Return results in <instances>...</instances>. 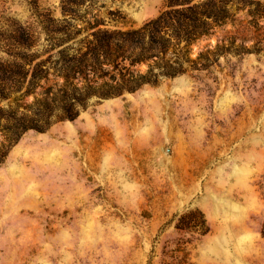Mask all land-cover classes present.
Segmentation results:
<instances>
[{
	"label": "rangeland",
	"instance_id": "rangeland-1",
	"mask_svg": "<svg viewBox=\"0 0 264 264\" xmlns=\"http://www.w3.org/2000/svg\"><path fill=\"white\" fill-rule=\"evenodd\" d=\"M220 5L226 24L190 53L203 69L93 95L76 119L11 147L0 164V264H264V0ZM167 6L0 0V126L23 111L39 118L64 76L77 83L95 30L139 28ZM89 78L79 86H95ZM149 97L161 113L140 131Z\"/></svg>",
	"mask_w": 264,
	"mask_h": 264
},
{
	"label": "trees",
	"instance_id": "trees-1",
	"mask_svg": "<svg viewBox=\"0 0 264 264\" xmlns=\"http://www.w3.org/2000/svg\"><path fill=\"white\" fill-rule=\"evenodd\" d=\"M220 3L221 0H168L167 9L142 27L95 30L93 38L89 39V50L83 54L88 68L73 71V78H78L77 83L69 87L72 75L64 76L66 81L53 96L49 91L44 93L39 118H31L28 111H23V116L12 129L0 126V164L24 132H42L56 122L76 119L86 108L87 99L93 95L104 98L118 96L145 84L158 83L162 77L172 78L190 70L203 69L204 65L190 59V53L197 41L226 24L225 21L220 23L219 18L226 19L229 11ZM141 64H146L145 73L136 69ZM111 68L113 71L119 69V73L105 79ZM91 74L96 85L79 86L84 80L88 82ZM117 76L119 80L114 84ZM99 79L102 82L99 83Z\"/></svg>",
	"mask_w": 264,
	"mask_h": 264
},
{
	"label": "bare ground",
	"instance_id": "bare-ground-1",
	"mask_svg": "<svg viewBox=\"0 0 264 264\" xmlns=\"http://www.w3.org/2000/svg\"><path fill=\"white\" fill-rule=\"evenodd\" d=\"M151 93V92H150ZM161 102V101H160ZM163 105V104H161ZM158 99L156 98H143L142 103H141V107L144 111V115L141 116V120L142 122H140L138 124V130H143L145 128L146 125H148L150 123L151 118H158V116L161 113V107ZM104 121V120H103ZM135 123V122H134ZM143 133H139L137 135H142ZM130 136H132V134H130ZM138 137V136H137ZM119 138V137H118ZM136 139V137H135ZM132 147L128 148V150L122 149L121 151H125L127 154L135 151V149H137L134 144H130ZM130 147V146H129ZM34 148V147H33ZM140 150V149H139ZM138 151V150H137Z\"/></svg>",
	"mask_w": 264,
	"mask_h": 264
}]
</instances>
